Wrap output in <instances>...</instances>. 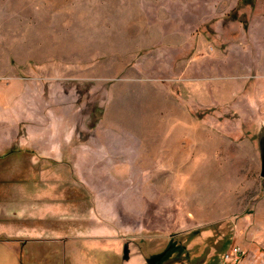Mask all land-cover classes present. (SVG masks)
Here are the masks:
<instances>
[{
    "label": "rangeland",
    "instance_id": "obj_1",
    "mask_svg": "<svg viewBox=\"0 0 264 264\" xmlns=\"http://www.w3.org/2000/svg\"><path fill=\"white\" fill-rule=\"evenodd\" d=\"M263 132L264 0H0V192L21 154L84 155L74 228L116 264H226ZM209 193L234 200L196 220Z\"/></svg>",
    "mask_w": 264,
    "mask_h": 264
},
{
    "label": "crops",
    "instance_id": "obj_2",
    "mask_svg": "<svg viewBox=\"0 0 264 264\" xmlns=\"http://www.w3.org/2000/svg\"><path fill=\"white\" fill-rule=\"evenodd\" d=\"M38 155L31 159L21 154L29 159L19 160L17 176L4 179L7 183L0 192V264L119 263L122 252H117L115 244L102 245L104 234H91L88 227L74 228L72 172L77 158L84 155L68 150ZM211 194L200 199L195 196L196 220L221 219L217 200H234ZM224 204L222 209L226 210ZM207 209L212 212L206 213ZM76 218L82 222L90 219L88 213ZM241 221L236 241L244 255L239 264H264V211L246 215ZM145 258L141 253L124 264H147Z\"/></svg>",
    "mask_w": 264,
    "mask_h": 264
},
{
    "label": "built area",
    "instance_id": "obj_3",
    "mask_svg": "<svg viewBox=\"0 0 264 264\" xmlns=\"http://www.w3.org/2000/svg\"><path fill=\"white\" fill-rule=\"evenodd\" d=\"M244 252L240 248H233L224 255V261L226 264H235L241 260Z\"/></svg>",
    "mask_w": 264,
    "mask_h": 264
},
{
    "label": "water",
    "instance_id": "obj_4",
    "mask_svg": "<svg viewBox=\"0 0 264 264\" xmlns=\"http://www.w3.org/2000/svg\"><path fill=\"white\" fill-rule=\"evenodd\" d=\"M259 148L261 152V162H262L261 177L264 179V132L259 138Z\"/></svg>",
    "mask_w": 264,
    "mask_h": 264
}]
</instances>
